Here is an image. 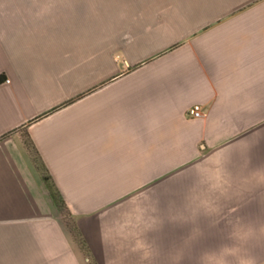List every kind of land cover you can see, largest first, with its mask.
<instances>
[{"label": "crops", "instance_id": "obj_1", "mask_svg": "<svg viewBox=\"0 0 264 264\" xmlns=\"http://www.w3.org/2000/svg\"><path fill=\"white\" fill-rule=\"evenodd\" d=\"M186 196L264 264V0H0V264L216 262Z\"/></svg>", "mask_w": 264, "mask_h": 264}, {"label": "rangeland", "instance_id": "obj_2", "mask_svg": "<svg viewBox=\"0 0 264 264\" xmlns=\"http://www.w3.org/2000/svg\"><path fill=\"white\" fill-rule=\"evenodd\" d=\"M193 166H190L192 169ZM190 181L188 180L187 183L191 182V184H187V191L193 193L195 192L193 182L191 178H193L192 174H186ZM165 182L155 181L154 188L161 189ZM139 203H146V200H149L147 197H139ZM186 205H196L200 206L203 209L201 214V220L203 222H207L208 224L211 223L217 227V236H218V243L216 248L212 245V252H216L218 260H202L201 264H242V257H241V228L240 223H231L228 219L231 217V213H226L224 211H220L219 209L223 208L220 203H223L225 198H217V197H209V196H186L182 198ZM175 204H177V198H175ZM181 203V202H180ZM218 204V205H216ZM214 209V211H209L210 209ZM218 211H215V209ZM205 210V211H204ZM194 214H186L187 217L193 216ZM198 216V214H195ZM235 216L234 219H237L239 216L238 214L233 213ZM67 220V219H66ZM234 226V227H232ZM67 227L71 233H73L76 239L79 238V233L77 230L72 226V224L67 222ZM204 249V248H203ZM210 250H207V253ZM204 253V252H203ZM203 257L205 254L202 255Z\"/></svg>", "mask_w": 264, "mask_h": 264}, {"label": "built area", "instance_id": "obj_3", "mask_svg": "<svg viewBox=\"0 0 264 264\" xmlns=\"http://www.w3.org/2000/svg\"><path fill=\"white\" fill-rule=\"evenodd\" d=\"M202 114L203 112L199 104H192L187 108V116L190 118H199Z\"/></svg>", "mask_w": 264, "mask_h": 264}]
</instances>
